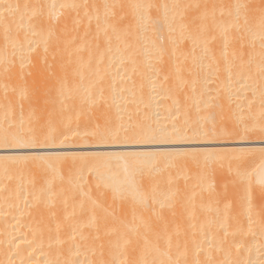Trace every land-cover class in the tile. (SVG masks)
I'll return each instance as SVG.
<instances>
[{"label": "bare ground", "instance_id": "bare-ground-1", "mask_svg": "<svg viewBox=\"0 0 264 264\" xmlns=\"http://www.w3.org/2000/svg\"><path fill=\"white\" fill-rule=\"evenodd\" d=\"M0 264H264V0H0Z\"/></svg>", "mask_w": 264, "mask_h": 264}]
</instances>
